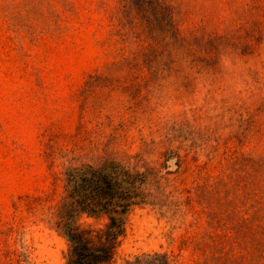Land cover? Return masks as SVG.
<instances>
[{
  "label": "rangeland",
  "instance_id": "rangeland-1",
  "mask_svg": "<svg viewBox=\"0 0 264 264\" xmlns=\"http://www.w3.org/2000/svg\"><path fill=\"white\" fill-rule=\"evenodd\" d=\"M99 2L0 0V264H68L67 226L106 242L108 215L80 203L92 172L128 205L103 264H195L219 243L264 264V0H174L196 55L96 81Z\"/></svg>",
  "mask_w": 264,
  "mask_h": 264
},
{
  "label": "trees",
  "instance_id": "trees-1",
  "mask_svg": "<svg viewBox=\"0 0 264 264\" xmlns=\"http://www.w3.org/2000/svg\"><path fill=\"white\" fill-rule=\"evenodd\" d=\"M111 1L114 3L112 6L101 0L98 4L108 21L109 36L106 44L111 50L113 61L105 64L104 73L90 76L92 80L108 78L111 70H121L125 66L146 68L150 61L164 68L177 67L178 64L185 63L188 58L196 55V50L188 41L193 32L184 34L180 30L174 0ZM260 167L264 170V156L260 158ZM116 183L118 182H113L101 172H92L89 175L82 173L77 177V188H89L91 192L88 197H83L80 203L88 206L91 214L108 215L109 224L103 234L106 242L96 246L86 243L84 232L75 226L63 228V233L70 244L68 264H103L110 259L109 242L116 241L123 232L118 215L125 213L128 208V205L121 204L115 199L117 197L114 192L120 187V184ZM81 209L87 210L83 207ZM262 221L261 229L264 235V203ZM258 245L264 253V244ZM210 249L209 258L195 264H237L231 258L236 249L239 250L241 260L247 255V249L242 244L228 247L226 243H219L211 245ZM197 250L200 249L197 247ZM154 257L159 255L155 254ZM7 264H13V259H9ZM165 264H168L166 259Z\"/></svg>",
  "mask_w": 264,
  "mask_h": 264
}]
</instances>
